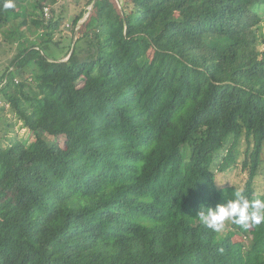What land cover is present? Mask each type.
<instances>
[{
    "label": "trees",
    "instance_id": "obj_1",
    "mask_svg": "<svg viewBox=\"0 0 264 264\" xmlns=\"http://www.w3.org/2000/svg\"><path fill=\"white\" fill-rule=\"evenodd\" d=\"M58 1L0 0L30 142L0 148V264H264V225L196 216L240 156L263 197L264 0Z\"/></svg>",
    "mask_w": 264,
    "mask_h": 264
},
{
    "label": "rangeland",
    "instance_id": "obj_2",
    "mask_svg": "<svg viewBox=\"0 0 264 264\" xmlns=\"http://www.w3.org/2000/svg\"><path fill=\"white\" fill-rule=\"evenodd\" d=\"M81 2L82 0H59L57 4L53 7L55 10V14H59L60 11H63L64 16L69 18L71 11L78 9V6L75 5V2ZM91 7L88 8V13H86L85 17L81 20L80 26L78 27L77 36L81 35V31L84 28V23L88 18V15L91 13ZM264 17V13H261ZM64 27H61V32L63 34H69L70 32L66 29V26H69L70 22L65 21ZM65 28V29H64ZM262 28L264 30V21L262 24ZM1 39V38H0ZM2 41H0V74L5 72V67L9 64L11 60L12 53L10 54L8 47L2 46ZM0 148H5L9 146L12 142L18 140H25L28 142V131L23 128L22 123L17 119V117L10 111L9 107L0 101ZM30 143V142H28ZM240 146L241 151L245 149L244 143H241ZM29 146V145H27ZM223 154V153H222ZM262 164L257 169V174L255 179L253 180V189L255 194L261 195L264 197V150L261 156ZM242 160V156L238 158V166L228 173L223 175H218L216 177V185L226 189L227 187H237L238 190H242L245 186L246 180L248 179V173L241 171L240 169V161ZM219 183V184H218ZM222 184V185H221ZM231 221L225 223L224 230H227Z\"/></svg>",
    "mask_w": 264,
    "mask_h": 264
},
{
    "label": "clouds",
    "instance_id": "obj_3",
    "mask_svg": "<svg viewBox=\"0 0 264 264\" xmlns=\"http://www.w3.org/2000/svg\"><path fill=\"white\" fill-rule=\"evenodd\" d=\"M3 7L12 8L14 4L12 0H4ZM196 216L203 226L215 232L222 231L228 221L244 228L250 224L264 225V197L250 199L235 190L226 203L208 206L206 210L200 207Z\"/></svg>",
    "mask_w": 264,
    "mask_h": 264
}]
</instances>
